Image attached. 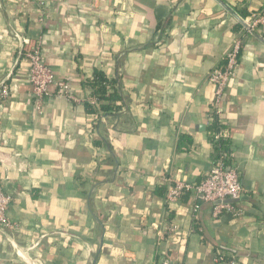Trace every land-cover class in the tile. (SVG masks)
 <instances>
[{
  "label": "crops",
  "instance_id": "1",
  "mask_svg": "<svg viewBox=\"0 0 264 264\" xmlns=\"http://www.w3.org/2000/svg\"><path fill=\"white\" fill-rule=\"evenodd\" d=\"M262 9L264 0H0V83L17 79L0 119V181L18 226L0 232V264H217L219 253L264 264V30L245 26ZM14 32L42 46L81 101L54 94L36 113ZM236 43L220 107L243 195L215 217L199 197L167 194L202 183L220 158L209 77ZM96 72L121 97L107 112L90 104ZM182 135L192 143L180 150Z\"/></svg>",
  "mask_w": 264,
  "mask_h": 264
},
{
  "label": "built area",
  "instance_id": "2",
  "mask_svg": "<svg viewBox=\"0 0 264 264\" xmlns=\"http://www.w3.org/2000/svg\"><path fill=\"white\" fill-rule=\"evenodd\" d=\"M44 5V3H41ZM247 29L256 33L258 30H264V9L251 15L245 21ZM18 48L22 53L24 51V61L27 66L28 81L31 86L30 97L33 100L36 113L43 115L46 101L56 96L67 101L78 102V99L73 91V86L68 81L57 80L53 69L47 64L43 56L42 46L37 44L31 46L28 39H24L19 33L14 32ZM29 47V49H27ZM241 46L239 43L234 44L227 52L225 65L212 71L209 82L215 87V101L211 110V118L209 126L214 123V120L222 125L223 110L220 107L225 96V89L231 79L236 77V72L239 67V55ZM11 73L6 79L0 83V119L2 112L5 109V101H7L17 91V79ZM53 88H56V93H53ZM90 104L98 106L99 100L92 97ZM221 135H226L225 132L217 134L216 140ZM184 194H192L204 201L213 204L214 216H220L223 213H232L233 206L227 201L239 200L243 195L239 173L232 165L226 164V158L221 156L214 161L208 176L202 183L176 182L169 189L167 201L174 203L180 200ZM13 202V195L9 193L3 181H0V232L16 231L17 224L13 223L8 218V212ZM177 229L176 227L172 228ZM8 243L15 247L13 239H9ZM38 244L36 243V245ZM33 246V247H34ZM18 256L21 253L17 252ZM217 264H239L235 258L227 259L221 253L217 255ZM162 264H174L169 258H166Z\"/></svg>",
  "mask_w": 264,
  "mask_h": 264
},
{
  "label": "trees",
  "instance_id": "3",
  "mask_svg": "<svg viewBox=\"0 0 264 264\" xmlns=\"http://www.w3.org/2000/svg\"><path fill=\"white\" fill-rule=\"evenodd\" d=\"M90 90L92 91V95L94 98L98 99L99 102L102 103L101 110L104 112H107L111 109H113V106L110 105L112 103H115L121 99V97L118 96L116 93V90H112V92H109L110 87L114 88V85L116 83L110 82L106 76L101 72H96L94 78L87 83ZM209 140L211 144L214 146L215 152L218 156H223L227 158L232 153V145H231V139L228 135H221L218 140H216L215 136L217 134H222L229 131L228 128L225 125L219 124L217 121L214 120V123L209 127ZM192 139L189 136H180L178 147L181 150L183 147L185 148L186 144H191ZM226 164L231 165L230 162L227 160Z\"/></svg>",
  "mask_w": 264,
  "mask_h": 264
},
{
  "label": "water",
  "instance_id": "4",
  "mask_svg": "<svg viewBox=\"0 0 264 264\" xmlns=\"http://www.w3.org/2000/svg\"><path fill=\"white\" fill-rule=\"evenodd\" d=\"M244 25H245V24H244ZM245 26H246V25H245ZM246 27H247V26H246ZM260 39L263 40L262 38H260ZM263 41H264V40H263ZM236 201H238V200L227 201V203L232 205L233 203H236Z\"/></svg>",
  "mask_w": 264,
  "mask_h": 264
}]
</instances>
